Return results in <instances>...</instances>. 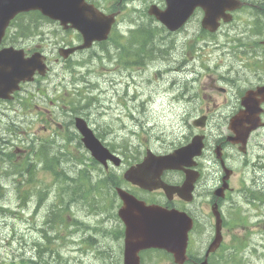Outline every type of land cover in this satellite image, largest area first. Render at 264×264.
Masks as SVG:
<instances>
[{
	"label": "rangeland",
	"instance_id": "rangeland-1",
	"mask_svg": "<svg viewBox=\"0 0 264 264\" xmlns=\"http://www.w3.org/2000/svg\"><path fill=\"white\" fill-rule=\"evenodd\" d=\"M97 1L102 8L120 5V0ZM248 1L254 8L262 3ZM152 3L163 6L161 0H123L114 39L66 61L58 49L78 44L76 31H65L37 13L18 19L10 30L6 44L30 51L40 47L51 65L45 78L0 105V264L120 261L123 244L114 235L121 226L111 217L115 210L104 211L99 204L101 191L88 188L98 184L99 174L88 166L93 164L75 129L76 117L88 121L123 157L125 167L142 159L147 149L163 153L188 142L201 133L193 120L202 115L210 116L203 134L207 151H212L214 139L224 131L220 116L239 103L234 93L256 83L254 71L264 77V37L255 27L247 30L257 21L255 15L239 13L235 24L211 36L202 31L199 13L175 34L148 16ZM250 146L251 152L230 160V183L237 189L231 215L239 229L225 236L223 251L212 264L228 258L231 264H264V129L255 133ZM213 160L210 155L203 167L204 179L210 170L216 175L221 171ZM215 181L211 176L210 183ZM108 192L104 190L103 199L113 201ZM101 220L106 222L99 224ZM195 238L201 246L208 243L203 229ZM153 262L166 264L156 258Z\"/></svg>",
	"mask_w": 264,
	"mask_h": 264
},
{
	"label": "water",
	"instance_id": "water-1",
	"mask_svg": "<svg viewBox=\"0 0 264 264\" xmlns=\"http://www.w3.org/2000/svg\"><path fill=\"white\" fill-rule=\"evenodd\" d=\"M166 1L168 7L165 11L153 6L149 13L156 16L160 22L172 30L181 27L196 8L201 7L205 12L203 27L215 31L218 27V20L224 16L226 10L236 8L230 0ZM34 10L40 11L44 16L53 20L60 21L65 28H68L70 24L72 28L77 29L82 34L84 44L78 48L61 51L64 56L78 49L88 48L95 41L106 40L113 23V16L107 18L89 6L85 0H0V44L10 22L17 15ZM42 58L41 55L36 54L30 59H24L19 52L16 53L13 50L0 51V92H5L6 88L9 91L14 90L20 80H31V76L36 71L44 74L45 66ZM7 62L9 67L6 74ZM258 92L260 95H264V90ZM252 94L254 93L249 92L243 100V106L246 107L247 113L253 112L255 109L259 112L257 108L260 103L258 102L256 105L252 99ZM241 116L237 118H241ZM255 118V121L258 122L257 117ZM76 122L77 128L84 136L83 141L86 147L92 152L96 160L105 164L108 159H111L116 165L120 164V160L109 153L82 119L78 118ZM200 125L204 126V122L202 121ZM258 126L253 125L251 130ZM193 153L192 145L163 157H156L149 153L142 164L131 168L125 174V178L144 188H157L159 184L157 178L164 169L180 168L182 165L191 164ZM118 191L126 205V208L120 212V216L128 225L125 264H139L137 256L139 250L151 247L166 248L180 262H183L187 240V232L185 231L189 227L188 220L185 221L179 217H171V219L167 215L159 213L155 208L138 210L140 213L137 214L135 209L137 207L134 206L130 196L122 190Z\"/></svg>",
	"mask_w": 264,
	"mask_h": 264
},
{
	"label": "flooded vegetation",
	"instance_id": "flooded-vegetation-1",
	"mask_svg": "<svg viewBox=\"0 0 264 264\" xmlns=\"http://www.w3.org/2000/svg\"><path fill=\"white\" fill-rule=\"evenodd\" d=\"M123 0H120V4ZM39 50V48L35 49ZM28 54L30 52L26 51ZM256 83L254 85H248L247 88L244 89V92L241 93V91H236L234 94H237V98L239 97V103L233 104L229 107L226 115L224 117L220 116V126H223L224 131L221 130L217 136L218 138L214 139L215 143L211 151V153H203L201 157V161H198L197 170L199 172L198 179L195 180L194 184V190L192 193V201L188 202L184 200V198L180 197L178 194H173L170 197L167 196L162 190H155V191H146L141 189L140 187L134 186L128 182L121 184V187L128 191L129 193L136 196V194H139L141 197V200H144L147 204H156L160 206H164L168 209H177L178 211H185L190 214V216L195 217V219L198 220H204L208 216V208L212 204H216L219 207V210L221 214H223V227L225 230V220L224 218L228 217L229 209L232 207L233 200L229 198L233 193V188L230 187L228 191L225 192V196L223 199H216L215 197V190L219 188L222 185V177L220 178V175L222 174L221 171L224 170V166H229L230 160L237 157L239 152H248V150L251 152L250 148V142L255 137V133L258 132L261 129H264V112L262 114V128L257 129L256 131L252 132L250 136L247 139H244L246 143H240L237 142L238 135L234 133V130L237 132H242L245 127L249 128L251 125V122L247 120L244 125L237 126L235 128H232L231 125H233V121H235V116L239 115L242 112L243 106H242V96L248 91V90H257L264 86V77H259L256 71ZM251 83V82H250ZM249 87V88H248ZM218 91L226 95L228 91L225 88H219ZM243 94V95H241ZM16 99V97H15ZM225 102L227 101V97H224ZM258 99H261V97H258ZM7 103V102H6ZM5 102L0 101V105L6 104ZM264 108V105L262 106ZM241 140V139H240ZM243 141V140H242ZM206 143V139H205ZM207 145V144H206ZM247 146V147H246ZM216 148V149H215ZM223 156L221 157V155ZM212 155L215 158V161L213 160V163L215 162L216 166L221 169V171L213 172L210 170V174L204 179V165L207 163L208 158ZM228 155H231L232 158H229ZM91 167V166H90ZM190 168L183 167L179 170L174 169H168L163 174V180L171 185L174 186H182L186 183L187 180V171H190ZM108 171V170H107ZM120 175V171L117 172V175ZM215 175V182L210 183V177ZM120 177V176H119ZM100 178H102L100 176ZM103 179V178H102ZM122 183V182H121ZM204 202L205 205L201 204L200 206L194 207L200 202ZM201 226L203 228H207L204 224L201 223ZM208 229L212 231V224H209ZM117 233V232H116ZM118 234V233H117ZM217 250L216 252H218ZM212 256V254L209 256V258ZM115 264H120L119 258H116Z\"/></svg>",
	"mask_w": 264,
	"mask_h": 264
},
{
	"label": "bare ground",
	"instance_id": "bare-ground-1",
	"mask_svg": "<svg viewBox=\"0 0 264 264\" xmlns=\"http://www.w3.org/2000/svg\"><path fill=\"white\" fill-rule=\"evenodd\" d=\"M150 50H151V49H150ZM148 53H151V51H149ZM141 59H142V58H141ZM184 71H185V70H179V69H178L177 73H183ZM173 73H174V72H173ZM177 73H176V74H177ZM174 74H175V73H174ZM180 75H181V74H180ZM172 76H173V75H172ZM170 77H171V75H170ZM179 80H180V79H179ZM179 80H178V81H179ZM178 81H177V82H178ZM180 82H181V81H180ZM183 82H184V81H183ZM174 83H175V82H174ZM177 85H178V84H177ZM181 85H182V84H181ZM184 86L186 87V84H185ZM177 89H179V88H177ZM181 90H182V89H181ZM184 90H185V89H184ZM186 90H187V89H186ZM32 165H33V164H32ZM33 167H34V166H33ZM31 168H32V166L30 167V169H31ZM29 172H30V171H29ZM97 173L99 174L98 171H97ZM102 180H103V179L100 178V174H99V182H101ZM82 182H83V180H82ZM99 182H98V183H99ZM84 184H86V183H84ZM108 185H110V186L112 187V190H114L115 187H116V185H115L114 182L108 181V179H107V182L105 183V190L108 189V188H107ZM70 189H71L70 191H72V190H73V186H71ZM74 200H79V199L74 198ZM24 202H25V201H24ZM24 202H23V205L26 204V202H25V203H24ZM93 212H94L97 216L100 215V214H99V209H94V211L92 210V213H93ZM108 220H109V219H108ZM102 222H103V221L101 220L99 224H101ZM105 222H106V221H104L103 223H105ZM109 227H110V226H109ZM114 236L118 237L119 235H118L117 233H115Z\"/></svg>",
	"mask_w": 264,
	"mask_h": 264
},
{
	"label": "trees",
	"instance_id": "trees-1",
	"mask_svg": "<svg viewBox=\"0 0 264 264\" xmlns=\"http://www.w3.org/2000/svg\"><path fill=\"white\" fill-rule=\"evenodd\" d=\"M43 157H44V156H43ZM68 178H69V177H68ZM75 183H77V182H76V179H75ZM107 188H108V191H109L108 193H111V194H112V187H111L110 185H108Z\"/></svg>",
	"mask_w": 264,
	"mask_h": 264
}]
</instances>
